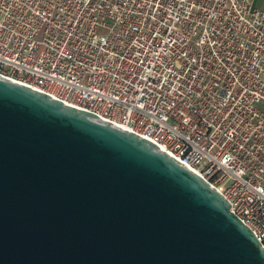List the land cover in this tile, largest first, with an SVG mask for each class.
Wrapping results in <instances>:
<instances>
[{"label":"built area","instance_id":"2783aa9c","mask_svg":"<svg viewBox=\"0 0 264 264\" xmlns=\"http://www.w3.org/2000/svg\"><path fill=\"white\" fill-rule=\"evenodd\" d=\"M0 75L147 138L264 248V13L253 0H0Z\"/></svg>","mask_w":264,"mask_h":264},{"label":"water","instance_id":"95a60500","mask_svg":"<svg viewBox=\"0 0 264 264\" xmlns=\"http://www.w3.org/2000/svg\"><path fill=\"white\" fill-rule=\"evenodd\" d=\"M0 264H264V248L147 138L0 75Z\"/></svg>","mask_w":264,"mask_h":264},{"label":"crops","instance_id":"0c3cea01","mask_svg":"<svg viewBox=\"0 0 264 264\" xmlns=\"http://www.w3.org/2000/svg\"><path fill=\"white\" fill-rule=\"evenodd\" d=\"M254 6L261 9L264 13V0H253Z\"/></svg>","mask_w":264,"mask_h":264}]
</instances>
